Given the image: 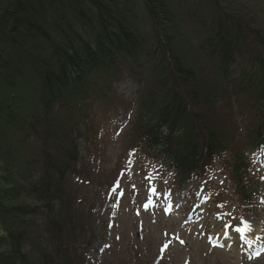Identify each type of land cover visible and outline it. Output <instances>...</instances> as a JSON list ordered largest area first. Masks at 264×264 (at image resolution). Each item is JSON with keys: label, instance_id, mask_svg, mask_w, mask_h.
I'll use <instances>...</instances> for the list:
<instances>
[{"label": "trees", "instance_id": "trees-1", "mask_svg": "<svg viewBox=\"0 0 264 264\" xmlns=\"http://www.w3.org/2000/svg\"><path fill=\"white\" fill-rule=\"evenodd\" d=\"M204 1L212 17L176 0H0V264H85L77 248L90 228L70 182L118 109L133 115L129 141L172 182L203 180L230 156L232 180L253 200L250 154L220 107L238 96L247 145L264 146V30ZM125 78L132 103L116 101Z\"/></svg>", "mask_w": 264, "mask_h": 264}, {"label": "rangeland", "instance_id": "rangeland-1", "mask_svg": "<svg viewBox=\"0 0 264 264\" xmlns=\"http://www.w3.org/2000/svg\"><path fill=\"white\" fill-rule=\"evenodd\" d=\"M176 1L187 7L202 4L200 13L213 16L204 0ZM220 1L227 12L248 15L250 24L264 30V0ZM190 31L184 24L187 39ZM130 80L116 85L119 103L135 99L137 87ZM229 101L220 115L237 124L235 146L245 145L250 154L251 170L243 183L253 200H246L243 184L232 180L225 163L230 156L214 164L203 180L193 176L182 186L172 182L174 176L129 141L132 120L125 126L127 118L118 109L89 147L83 179L70 182L69 191L81 205L79 217L90 228L86 238L92 245L80 238L84 248H77L85 264H264V147H249L250 115L243 123L242 100ZM102 113L93 108L90 121H100ZM79 150L82 156L88 153L83 140ZM4 235L0 226V238Z\"/></svg>", "mask_w": 264, "mask_h": 264}]
</instances>
